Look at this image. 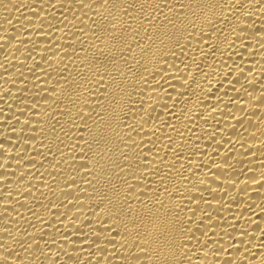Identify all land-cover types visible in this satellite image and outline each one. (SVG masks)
<instances>
[{"label": "bare ground", "instance_id": "6f19581e", "mask_svg": "<svg viewBox=\"0 0 264 264\" xmlns=\"http://www.w3.org/2000/svg\"><path fill=\"white\" fill-rule=\"evenodd\" d=\"M0 264H264V0H0Z\"/></svg>", "mask_w": 264, "mask_h": 264}]
</instances>
